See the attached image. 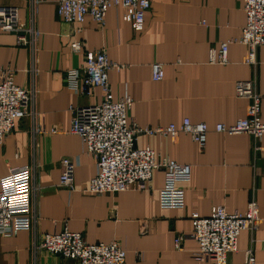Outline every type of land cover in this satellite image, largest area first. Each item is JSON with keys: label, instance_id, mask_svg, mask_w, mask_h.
<instances>
[{"label": "crops", "instance_id": "obj_1", "mask_svg": "<svg viewBox=\"0 0 264 264\" xmlns=\"http://www.w3.org/2000/svg\"><path fill=\"white\" fill-rule=\"evenodd\" d=\"M150 1L144 29L137 32L124 20L121 6L110 8L101 26L91 17L82 23L64 21L58 0H0V7L17 8L19 20L37 30L35 44L24 45L17 32L0 28V68L13 69L15 83L35 95L30 114L0 144V178L13 168L30 167L37 216L30 230L0 233V264H79L34 247L44 234L64 228L83 234L89 244L118 241L127 252L126 264H203L193 257L198 249L190 236L193 214L208 217L215 206L245 212L253 198L262 223L240 233L228 264H243L250 248L257 263L264 264V135L256 139L214 129L246 117L250 100L236 95L239 80L256 81L264 121V45L257 49L256 65L246 63L248 47L236 41L229 45L227 62H211V48L241 37L247 22L244 0ZM74 40L82 42L83 51L72 49ZM92 50H104L123 66L109 72L114 98H133L129 116L140 126H181L185 118L208 124L204 148L186 132L176 138L141 134L136 141L157 157L192 167L191 179L181 184L183 208L160 206L165 174L159 169L147 190H84L100 170L82 137L71 131L70 108L99 103L103 94L98 88L91 96L77 93L66 73L83 68L85 51ZM154 64L163 66L161 80L152 77ZM65 157L77 161L74 190L59 183ZM180 234L186 237L178 248Z\"/></svg>", "mask_w": 264, "mask_h": 264}, {"label": "built area", "instance_id": "obj_2", "mask_svg": "<svg viewBox=\"0 0 264 264\" xmlns=\"http://www.w3.org/2000/svg\"><path fill=\"white\" fill-rule=\"evenodd\" d=\"M121 6L123 18L134 30L144 29L145 15L151 7L150 0H58V14L66 22L82 23L87 17L104 26L110 8ZM247 22L239 39L221 42L219 48L209 50L211 62L225 63L231 42L236 41L248 47L246 63L257 64V49L264 45V0H244ZM0 28L18 33V40L24 45H34L36 28L22 23L15 7H0ZM71 47L83 51L80 40H74ZM83 68L71 69L66 73L68 86L77 93L91 96L96 88L102 91V101L84 106H72L71 131L80 135L87 152L97 161L99 174L91 178L85 191L93 194L125 191L135 186L139 190L151 188L153 172L157 169L165 174V184L160 190L159 202L162 208H183L185 189L181 185L191 179L192 167L168 157H157L149 147L138 148L139 135H170L189 133L204 148L209 126L205 122L193 123L185 118L181 126L142 127L130 119L129 111L133 98L126 95L115 100L109 80V72L123 66L111 60L104 50L85 51ZM152 77L161 80L164 69L154 64ZM236 95L250 100L247 115L233 124L218 123L215 131L227 134L248 133L256 139L264 135L262 120V98L255 80H239L235 86ZM34 92L15 83V72L11 68H0V144L13 132L16 122L30 114ZM41 131V129H39ZM54 131V130H52ZM260 148V146H257ZM60 185L71 190L75 186L77 161L62 159ZM32 170L25 166L13 168L0 178V233L11 236L21 230H30L37 221L32 198ZM262 223L259 206L253 198L245 212H229L224 206H215L208 217L195 213L192 216L193 231L190 234L198 243L193 253L203 264H228L229 255L238 249V237L243 230H257ZM146 226L142 225V231ZM185 234L175 239L181 248ZM43 248L65 259H76L79 264H126L127 252L116 240L89 244L83 234L64 228L61 232L46 233L41 242L34 246ZM243 264H258L253 249H247Z\"/></svg>", "mask_w": 264, "mask_h": 264}]
</instances>
